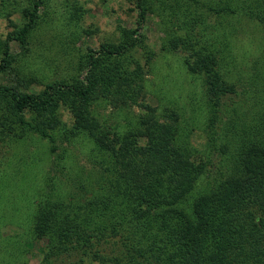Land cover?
Instances as JSON below:
<instances>
[{
    "label": "trees",
    "instance_id": "obj_1",
    "mask_svg": "<svg viewBox=\"0 0 264 264\" xmlns=\"http://www.w3.org/2000/svg\"><path fill=\"white\" fill-rule=\"evenodd\" d=\"M130 1L139 11L138 26L124 29L118 42L83 53L69 76L22 75L19 56L12 51L13 42L29 49L44 0H29L22 26L11 22L16 29L0 40V76H7L0 80V147H15L36 134L56 151L59 138L86 137L102 156L138 171L141 164L162 165L146 181L124 187L109 175L80 184L83 192L96 189L91 197L53 199L56 185L50 179L33 216L32 232L44 242L40 264H264V115L255 124V139L245 130L235 168L191 206L181 203L178 192L205 173L208 162L181 150L176 128L161 122L155 106L138 102L155 56L143 24L166 6L162 0ZM205 8L207 14L186 8L173 43L188 49V68L205 74L210 92L219 98L234 91L235 84L220 71L214 39L204 28L195 33V27L206 25L208 15L228 23L238 15L264 32V0H209ZM74 16L80 18L77 12ZM103 98L113 105L138 102L144 109L138 127L122 132L102 123L93 109ZM65 110L71 122L64 119Z\"/></svg>",
    "mask_w": 264,
    "mask_h": 264
},
{
    "label": "rangeland",
    "instance_id": "obj_2",
    "mask_svg": "<svg viewBox=\"0 0 264 264\" xmlns=\"http://www.w3.org/2000/svg\"><path fill=\"white\" fill-rule=\"evenodd\" d=\"M162 1L166 11L149 14L142 28L155 56L138 102L155 106L161 122L176 128L181 150L208 162L205 173L177 194L181 203L191 206L197 196L235 168L245 130L255 139V124L264 115V32L251 19L238 15L229 17L230 23L208 15L206 25L195 27V33H203L204 28L214 39L220 71L235 84L234 91L217 98L210 92L205 74L188 68V49L173 43L186 19V8L205 12L209 0ZM3 2L0 0L2 41L16 29L11 22L22 26L27 19L25 10L30 8L29 0ZM138 12L130 0H44L41 18L29 36V49L24 51L18 42L12 43L21 74L45 80L75 74L74 65L83 53L99 49L107 41L118 42L124 29L136 28ZM171 12L173 15H167ZM6 78L0 76V80ZM138 102L113 105L103 98L93 110L102 123L125 132L139 125L144 109ZM64 119L72 121L68 110ZM58 144L53 151L51 142L33 134L15 147H0V264H40L44 242L32 232L33 216L38 201L49 191L50 179L56 185L53 199L71 194L91 197L96 189L88 187L83 192L80 184L109 175L124 187L139 179L146 181L149 172L162 168L159 162L147 167L141 164L139 171L122 165L107 154L102 156L86 137L59 138ZM107 168L114 173L106 174Z\"/></svg>",
    "mask_w": 264,
    "mask_h": 264
}]
</instances>
